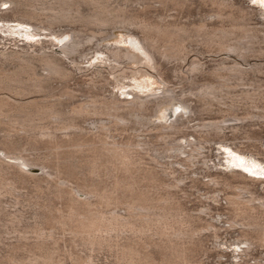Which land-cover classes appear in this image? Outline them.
<instances>
[{
  "label": "bare ground",
  "instance_id": "1",
  "mask_svg": "<svg viewBox=\"0 0 264 264\" xmlns=\"http://www.w3.org/2000/svg\"><path fill=\"white\" fill-rule=\"evenodd\" d=\"M191 2L0 0V32L23 34L27 38H36L38 43V48L32 52L8 48L0 50V196L6 191L15 192V184H25L34 179L33 169L45 173L44 179L53 182L57 192L67 195L69 203L66 207L69 208L66 213H63L64 210L58 214L62 223L70 225L76 248L77 245L84 247L81 252L107 247L117 264H193V261H197V255L207 250L205 237L219 236L217 226L201 213L193 214L180 208L176 191L182 188L186 175H176L175 170L169 169L160 160L159 154L164 152L169 157H178L180 168L190 170L195 160L205 158L202 146L205 141L222 136L227 127L237 130L241 126L226 125L227 121L244 120L236 114H229L232 118L222 116L219 121L197 123L191 127L199 135H192L191 140L186 138L182 144L179 136L188 129L192 111L184 99L188 92L199 97L202 110H210L214 105L223 103L230 108V112H234L239 100L249 103V107H252L250 110H261L250 111L246 117L264 118V75L261 78L258 76V73L264 74V65L246 62L249 57L264 56V26L248 25L251 10L231 0H200L204 5H211V11L204 12L197 21L182 22L176 13H167L171 10L181 13ZM4 3L8 5L3 7ZM261 11L264 12V9ZM13 21L23 23L29 31H16ZM63 24L69 27L68 30L60 29ZM118 27L131 33L124 42L134 52L120 45L89 46L88 50L92 49L100 56L95 57L94 63H89L87 70H107L117 81L128 73L140 75L144 80L147 73L165 84L167 80L159 58L168 61L177 59L183 62L181 65H187L186 71L191 79L187 80L190 85L188 92L183 88L176 93L174 88L168 86L153 91L139 83L138 78L134 87L126 90L125 98L89 93H84L82 99L77 98L69 86L75 77V70L69 65L76 64L79 68L77 58H86L89 54L85 51V44H98L95 42L106 40L111 35L110 28ZM52 46L59 48L45 49ZM190 52L195 56L188 61ZM205 52L235 55L244 64L237 60L228 64L221 59L207 67L202 60ZM80 69L83 67L80 66ZM198 75L210 77L212 81L208 78L200 81ZM55 80L62 83L57 92L52 85ZM246 85L251 86L244 87ZM234 89L236 93L232 94ZM176 100L180 104L172 106L173 115L162 113L163 120L152 122L162 106ZM178 106H184L189 114L178 111ZM129 129L134 131L132 136L135 134L137 138H132L128 133L124 139L116 138V134L123 135ZM140 134L143 138H140ZM146 134H150L152 139H147ZM16 136H20L30 150H38L40 143L55 148L58 152L55 151L54 161L40 155V152L30 158L15 152L17 142L12 138ZM63 148L67 153H78L77 156L82 153L77 162L76 156L77 166L84 164L86 169H90L89 173L106 171L112 178L114 189L134 195L133 201L123 203L126 210L122 212L125 213L116 212V208L110 210L112 213L103 210L104 206L118 199L111 192H102L95 187L65 189L68 186L66 180H62L60 175L58 177L56 172L63 169L59 168L63 162L58 150ZM171 149L175 155L168 153ZM233 150L238 151L237 148ZM142 158H146L144 162L148 164L141 166ZM231 171L228 175L208 173V180L201 182L210 189L219 186L215 189L218 192L216 196L213 194L214 200H217L219 191L230 190L222 198L229 209L225 219L227 229L239 231L237 254L243 259H253L252 264H264V254L261 258L253 256L258 248H262L264 253V195H257L253 191L245 181L244 173ZM92 178L89 179L92 181ZM191 181L195 187L200 182L197 178ZM62 183L67 186L62 187ZM41 185L36 183L35 187L42 192ZM142 185L162 188L159 198L152 197L153 203L145 202L149 194L141 188ZM81 194L84 197L81 198ZM40 195L42 199L43 195ZM39 200L38 196L34 204L42 211L39 212L38 208L35 214L44 217V205ZM1 202L0 214L11 215ZM201 212L208 214L207 209H201ZM34 230L38 240L35 243L41 244L48 237H53L52 232ZM27 232L25 235L23 232L22 239L19 237L17 240H24ZM78 258H90L88 261L92 262L89 252L80 254Z\"/></svg>",
  "mask_w": 264,
  "mask_h": 264
},
{
  "label": "rangeland",
  "instance_id": "2",
  "mask_svg": "<svg viewBox=\"0 0 264 264\" xmlns=\"http://www.w3.org/2000/svg\"><path fill=\"white\" fill-rule=\"evenodd\" d=\"M197 1L198 0H192L191 5L193 6L189 5L188 7L183 8L181 10V13L180 11L176 12V10H171L167 13H176L179 20L182 22L197 21L200 18V15H202L204 12L207 13V11H211V5L209 6L208 4H205V6L200 2V0L198 1V3ZM231 1H234L236 5H241L242 7L245 6L244 8H246L247 10L249 9V11L251 10L247 22L248 25H251L252 27L264 26V12L261 11L262 9H264V2H262V0H257L256 3H253V0ZM199 4L204 5L206 8L204 6H202V8ZM7 5L8 3H4L3 7H6ZM199 6L201 11L199 10ZM13 22L16 31L21 30L22 33L29 31V28L26 27L23 23H19L18 21ZM65 25H61L60 29L68 30L69 27ZM110 32L111 35L106 40L95 42L98 44H94V42L85 44V46H87L86 48L84 46L85 51L89 54L86 58H77V64L79 68H77L76 64L69 65L73 70H75V77L69 82V86L74 90L77 98L82 99L84 97V93L100 94L107 97L115 95L121 98H125L127 96L125 93L126 90L133 88L136 84L135 79L138 78L140 80L139 83L142 82L141 84L143 86L153 91L163 90V88L168 86L169 88H174L176 93H180V90H182L183 88L184 90H186V92H188V89L190 87L188 81H190L191 79L189 77V73H187L186 71L187 65H181L183 62L177 59H169L168 61L166 59L159 58V61L162 64V73L167 80L165 81V84L161 82L160 79L152 78L150 74L147 73L145 74L146 79L144 80L140 75L128 73L127 76H122L120 78V81H117L110 73H108L107 70L97 71L95 70L96 68L87 70L86 67H88L89 63H94V60H96V58L100 56L98 54L96 55V52H94V50H88L89 46H93L92 48H99L102 47V45H120L129 48L134 52L133 48H130L128 43L124 42L130 36V32H127L126 29H122L119 27L110 28ZM262 45L264 46V44ZM37 46L38 43H36V38H27L23 34L19 35L0 32V50L18 49L32 52L38 48ZM58 48V46H52L51 48L45 49L58 50ZM194 56V53L190 52L187 57L188 61L193 59ZM203 56L204 58L202 60L206 62L207 67L217 64L221 61V59L226 61L228 64H232L234 60L242 62V60L236 58L235 55L227 56L225 54L205 52ZM246 62H249L248 64H252L253 62L264 65V56L249 57ZM242 63L244 64V62ZM80 66L81 68L83 67V69H80ZM132 66L135 65L132 64ZM263 75V73H258V76L260 78L263 77ZM197 78L200 81H203L207 78V80L210 79V77L199 75L197 76ZM210 80L212 81V78ZM52 85L55 92L59 91V89L62 87V83L59 80L53 81ZM250 86L251 85H246L244 87ZM235 93L236 90L234 89L232 94ZM184 99H186L190 105L188 109L192 108V111L189 114L188 109L184 108V106H178L177 108L178 111L182 110L183 112H186V114L190 115L188 129L184 130V132L179 136L180 142H182V144L186 138L191 140L193 138L192 135H199L196 134V132H194L191 127L196 126L197 123L208 120L219 121L222 120V116H229L227 118H232V116H230L229 114H236V116H238L239 118H244V120H230L226 122V125H241L239 129L235 130L231 127H227L224 130L225 134H223L222 136H216L208 141H205L206 143L202 144V146H204L203 156L205 158H198L197 160H195V165L189 167L190 170L186 169L187 171H184L182 170V168H180L181 164L179 163L178 157H169L165 155L166 153L164 152V154L162 152L160 153L161 155L159 154L160 160L163 161L169 169L172 168L173 170H175L176 175H186L184 183L181 184L182 190L179 189L176 191L177 202L181 204L180 208H183L185 211L193 214L201 213V215H203L206 220L213 222L219 229L218 238H214V236L212 237L211 234H209L211 236H207V238L205 237L204 245L207 250L197 255V261H193V264H252L254 263L253 259H243L240 258L239 253L237 254L239 246H237L236 243L238 242L237 238L239 236V231L236 229H227V223L225 219L229 215V209L225 203V199H223L222 197L225 196V193L227 194L228 192H230V190L226 189L222 192L219 191L217 200H214L212 199V197L214 195L216 196V194L218 193L215 191V189H217L219 186H214L210 189V187L205 186V184H203V182L201 181L208 180V173L228 175L232 172L231 169H233L246 175L245 181H247L250 186H252L253 191H255L257 195H264V118L251 119L249 117H246L248 116L250 111L260 112L261 110H250V108L252 107H249V103L247 104L239 100L236 101L237 104L235 105L234 112H230V108H226V105L223 103L214 105L210 110H202V101L197 95H190V93L188 92L187 94H185ZM176 104H180V102L176 100L172 104L162 106L161 112L158 113L157 116L152 118V122L157 123L160 119L163 120L164 118L162 116V113L167 114V116L170 114L173 115V113L171 112L172 106H176ZM178 111L174 112V114H176ZM145 129L146 128H144V130ZM133 132L134 131L132 129H129L123 135L116 134V138L119 140L124 139L127 137V133L130 134L132 138H137L135 134L134 136H132ZM146 136H148L147 139H152L150 134H146ZM140 138H143L142 134H140ZM12 139L13 141H15V143L17 142L15 152L22 153L26 157L30 158L33 154L37 155L39 152L41 153H39L40 155L47 156L51 161H54V158L56 157L55 151L57 150L53 147L40 143L37 147L38 150H34L32 148L30 150L28 145H26V142L21 139L20 136H16ZM232 148H237L239 152H236ZM58 150L59 153H61L59 154L61 155L60 157H62L60 158V161L63 162V165H66H61L59 168L63 167V169H58V171L56 170L58 177L60 175V177H62V180H66L67 182L68 186L62 183V187L67 186V188L65 187V189H74L77 187H95L102 192H111L114 196H118V199H115V201H112V203H110L109 205L104 206L103 210L105 209V211L110 212V210H114V208H116V212L118 211L121 213H125V211L122 212L123 210H126L123 203L126 201L129 202V200L133 201L132 199L134 195L125 192L124 190L114 189L111 181L112 178L107 173H105L106 171H103L104 173L99 172L100 174L89 173L90 171L88 170L90 169H86V166H84V164L79 165L80 167L77 166L78 164L75 163V159L78 153H72L74 154L72 157V154L69 151L68 153L70 154H68L66 149L63 148L61 150ZM173 151L174 150L171 149L168 151V153H174L175 155L176 153L175 151ZM79 155L82 156V153H79ZM79 155L77 156L78 158L76 159V162L81 158H79ZM11 160L12 159H10V161ZM144 160L147 159L142 158V162H140L141 166L142 164H148V162H144ZM232 161H234V163ZM32 173L33 175H35L34 179L27 181L25 184H15V192L6 191L7 193L4 192L5 194L1 195L2 197L0 196L3 208L7 210V213H9V211L11 212V215H6L3 213L0 214V264H117L118 261L113 256L111 250L107 247L96 248L95 250H82V252L80 250L84 247L82 248V246L77 245L78 247L76 248V244L74 243L75 241H73L72 239V231L70 232V225L62 223L63 220L60 217V214H58L62 213L64 210L65 211L63 213H66L69 208L66 207L69 203L66 197L67 195L65 193L61 194L57 192L56 185H54V183L50 182L49 180V182L46 181V179H44V176H46V174L39 171V169H33ZM88 173L91 176L88 175ZM92 175H94V177ZM88 177H93V182ZM42 178L43 180H40ZM193 178H197L200 180L197 187L192 186L193 183L191 180ZM36 183H38L39 185L42 184L41 190L42 192H45L42 193L39 189H37L35 187ZM52 183L53 185H51ZM141 188L145 190L147 194H149V196L146 197L147 201H145L147 203H153L154 201L151 200V198L153 197L158 199L159 193L162 191V188H158L155 186L142 185ZM40 194L43 195L42 199L40 198ZM38 196L40 199L39 201H41V203H43L44 205L43 209L45 211L43 210V212L44 214L46 213L44 217H38L35 214L38 208L39 212L42 211V209H40L38 205L34 204L38 199ZM82 196L84 197V194H81V198ZM17 201L20 202L18 203ZM201 209H207L208 214L202 213ZM34 229H36V231L41 230L45 233L52 232L53 237H48V239L45 240L46 242L44 241L45 243H35L38 240L36 239L37 233ZM19 230L21 233L19 232ZM32 231L35 233H33ZM25 232H27L28 234H26L27 237L30 236L29 239L25 240V238H27L25 236V238H23L24 240L19 241L20 239H22V233L23 235H25ZM19 237L20 239L17 240V238ZM84 251L86 253L89 252L92 254V262L88 261L90 260V258H82L83 260L78 258L80 254L85 255ZM263 254L264 253L262 252V248H258L254 251L253 256L256 258H261L263 257ZM154 261L159 260L154 259ZM262 262H264V260H262Z\"/></svg>",
  "mask_w": 264,
  "mask_h": 264
},
{
  "label": "snow or ice",
  "instance_id": "3",
  "mask_svg": "<svg viewBox=\"0 0 264 264\" xmlns=\"http://www.w3.org/2000/svg\"><path fill=\"white\" fill-rule=\"evenodd\" d=\"M257 2V0H253V3H256ZM262 2H264V0H262Z\"/></svg>",
  "mask_w": 264,
  "mask_h": 264
}]
</instances>
